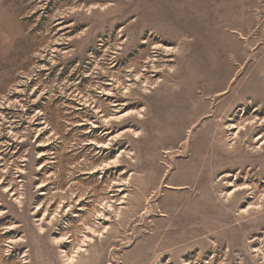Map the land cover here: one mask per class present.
Listing matches in <instances>:
<instances>
[{
  "label": "rangeland",
  "instance_id": "374dc122",
  "mask_svg": "<svg viewBox=\"0 0 264 264\" xmlns=\"http://www.w3.org/2000/svg\"><path fill=\"white\" fill-rule=\"evenodd\" d=\"M0 264H264V0H0Z\"/></svg>",
  "mask_w": 264,
  "mask_h": 264
}]
</instances>
